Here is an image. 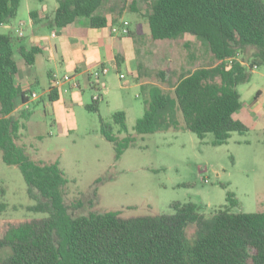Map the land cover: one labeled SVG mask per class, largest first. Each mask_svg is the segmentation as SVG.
I'll list each match as a JSON object with an SVG mask.
<instances>
[{"label":"trees","instance_id":"16d2710c","mask_svg":"<svg viewBox=\"0 0 264 264\" xmlns=\"http://www.w3.org/2000/svg\"><path fill=\"white\" fill-rule=\"evenodd\" d=\"M20 1L0 0V24L9 23L16 16ZM103 2L57 0L50 25L64 27L78 17H87L91 26H103L107 18L98 13ZM131 8L135 9L134 4ZM29 15L35 19L37 11L32 10ZM145 17L153 39L190 34L206 43L216 63L179 74L173 99L156 92L145 100L135 132L185 128L200 139L211 132L212 144L220 145L227 142L232 131L246 130V125L233 115L241 107L238 85L251 80L254 65L264 66L263 2L154 0ZM112 23L120 24L118 18H113ZM18 40L11 33H0L1 157L4 163L19 168L29 193L39 199L32 209L46 210L49 215L8 228L0 243L7 245L10 253L0 256V264H264V211L231 212V206L238 204L231 191L226 193L227 204L208 218L191 201H172V213L133 218L122 217L121 210L77 214L83 202L65 199L69 179L58 162L36 161L19 143L30 110L16 109L18 103L27 101V96L15 82L17 65L13 55L19 53L27 64H32L40 48L20 46ZM248 50H252V60L245 64L237 55ZM116 65L118 68L120 63ZM85 108L97 112V100ZM176 111H180L183 124L178 123ZM112 121L120 131L127 132L124 110L113 112ZM99 132L113 144L116 161L125 149L136 144L134 135L118 137L113 125L102 117ZM109 178H96L94 195L96 185ZM4 193L0 186V213L7 206ZM189 224L197 226L192 241L185 230Z\"/></svg>","mask_w":264,"mask_h":264},{"label":"rangeland","instance_id":"374dc122","mask_svg":"<svg viewBox=\"0 0 264 264\" xmlns=\"http://www.w3.org/2000/svg\"><path fill=\"white\" fill-rule=\"evenodd\" d=\"M261 1L264 4V0ZM153 2L104 0L99 14L118 18V21L121 17L135 19L139 31L148 34L135 40L138 58L129 67L123 65L124 77L119 76L120 71L109 67L111 88L109 91L94 90L100 95L97 112L79 109L81 126L77 132L57 137L52 128L51 135L22 139L19 143L26 145L34 159L45 162L59 159V167L69 179L65 199L83 202L76 210L77 214L89 210H121L122 217L133 218L172 213L169 206L172 201H191L208 218L217 208L227 204V191L238 200L237 205L231 206V212L264 211V66L253 68L251 80L238 85L240 108L248 109L241 118L246 130L232 131L227 142L214 145L211 132L200 139L185 128L143 134L135 132L134 125L143 114L145 100L156 92L173 99L175 95L170 87L179 74L199 66L214 65L215 60L206 43L190 34L173 39H153L148 33L145 17ZM55 4L56 0H21L16 16L10 22L29 23L32 10L50 17ZM133 4L134 10L131 8ZM41 27L48 31L47 25ZM8 32L0 24V33ZM251 54L252 50H248L239 53L237 58L250 64ZM134 63L138 67V81L135 80ZM152 85L155 86L151 89ZM258 89L262 92L256 98ZM87 102H91V98ZM30 105L31 109L43 106L41 101ZM117 110L125 111L127 132L120 131L112 121V114ZM99 117L113 125V132L118 137L126 133L136 137V144L125 149L117 161L113 144L99 132ZM176 119L183 124L180 111H176ZM100 175L110 178L96 185L94 195V181ZM0 186L4 188L3 200L7 204L0 213V238L12 226L28 220L39 221L49 215L46 210L32 209L39 199L29 193L19 168L3 162L1 151ZM185 230L187 238L192 241L197 226L189 224ZM9 253L10 248L0 243V256L6 257Z\"/></svg>","mask_w":264,"mask_h":264},{"label":"crops","instance_id":"0c3cea01","mask_svg":"<svg viewBox=\"0 0 264 264\" xmlns=\"http://www.w3.org/2000/svg\"><path fill=\"white\" fill-rule=\"evenodd\" d=\"M56 7L57 0L53 12ZM45 14L37 11L35 19H30L29 23L24 22L23 25H20L22 21L1 24L9 30L8 33L18 37V45L26 48L31 46L40 48L32 64H27L19 53L13 55L17 65L15 82L21 90L26 91L27 96V101L24 104L18 103L16 109L27 107L30 110L19 141L28 138H42L46 134L51 135L52 128L58 135L57 137H66L71 132H77L81 126L78 119L79 109H86L85 105L90 103L87 100L91 98L92 101L94 95L100 98L94 90L108 89L109 91L111 88L108 76L109 67L121 72L123 65L131 66L132 61L138 58L135 40L138 36L148 35L139 31V24L135 19L129 20L123 17L119 19V23L127 20L129 31L132 32V35H121L111 30L113 26H116L112 23L113 17L111 16H105L107 23L99 27L91 26L87 17H78L69 25L55 29V26L50 25V18L53 14L50 17ZM42 24L47 25L48 31L41 27ZM18 31L22 34L18 35ZM117 62L120 63L118 68ZM102 66L107 67L108 71L95 77L93 71ZM133 66L135 80L138 81V67L135 63ZM64 74H69L71 79L78 82V86L73 87L69 81H61L57 87L52 86V79L60 78ZM176 81L177 79L171 85V89H174ZM140 83L147 84L146 82ZM32 92L36 93L35 98L31 97ZM261 92L260 89L256 90L254 97L261 96ZM35 101H41L42 108L31 109L30 104ZM246 113L248 109L240 108L233 116L241 120ZM21 144L27 150L26 145L22 142ZM30 157L34 159L32 155ZM55 161L58 165L60 164L59 159Z\"/></svg>","mask_w":264,"mask_h":264},{"label":"built area","instance_id":"2783aa9c","mask_svg":"<svg viewBox=\"0 0 264 264\" xmlns=\"http://www.w3.org/2000/svg\"><path fill=\"white\" fill-rule=\"evenodd\" d=\"M20 25H23V22H20ZM111 30L114 33H118V34H121V35H126V34L129 33V22L127 20H122L120 25L113 26L111 28ZM17 33H18V35L22 34L21 31H18ZM230 61L231 60H228V65L227 66L230 65ZM253 68L255 69V68H257V66L254 65ZM107 71H108V68L105 67V66H102L101 68H99L97 70H94L93 71V75L95 77H98L100 73H106ZM119 76L123 77V74H120ZM61 81H69V82H71V85L73 87H77L78 86V82L76 80H74V79H71V76L69 74H64L60 78L59 77H54L52 79V86L57 87L61 83ZM31 97L35 98L36 97V93L32 92L31 93ZM98 99H99V97L97 95H94L92 97V100H98Z\"/></svg>","mask_w":264,"mask_h":264}]
</instances>
